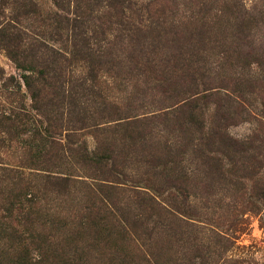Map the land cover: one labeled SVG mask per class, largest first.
<instances>
[{
    "label": "rangeland",
    "instance_id": "rangeland-1",
    "mask_svg": "<svg viewBox=\"0 0 264 264\" xmlns=\"http://www.w3.org/2000/svg\"><path fill=\"white\" fill-rule=\"evenodd\" d=\"M264 264V0H0V262Z\"/></svg>",
    "mask_w": 264,
    "mask_h": 264
},
{
    "label": "trees",
    "instance_id": "trees-1",
    "mask_svg": "<svg viewBox=\"0 0 264 264\" xmlns=\"http://www.w3.org/2000/svg\"><path fill=\"white\" fill-rule=\"evenodd\" d=\"M0 264H3V263L0 262ZM11 264H35V263H32V262L29 261V260H26V261H21V262H16V263H11Z\"/></svg>",
    "mask_w": 264,
    "mask_h": 264
}]
</instances>
